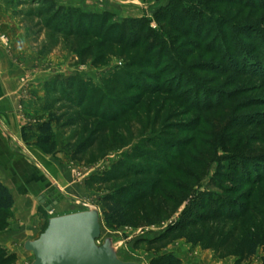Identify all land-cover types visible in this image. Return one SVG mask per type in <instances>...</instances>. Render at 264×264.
<instances>
[{
  "label": "rangeland",
  "instance_id": "rangeland-1",
  "mask_svg": "<svg viewBox=\"0 0 264 264\" xmlns=\"http://www.w3.org/2000/svg\"><path fill=\"white\" fill-rule=\"evenodd\" d=\"M55 1L65 7L78 9L86 15L108 13V22L101 33L98 32L100 26V20H98L91 35L90 33L85 34L82 38L68 37L43 27L45 18H40L38 15L39 8L42 7L39 0H11L10 4L14 6L17 27L21 31L19 35L28 40L31 50L36 55L45 58L44 63L47 67L55 69H51L50 74L64 78H76L78 85L75 88V97L80 99L77 106H72L66 102L61 104L57 102L54 105L49 103L52 99H60L61 94L49 95L46 98L47 109L52 105L51 114L60 121L59 126L55 123L52 125L55 152L49 153L46 147L36 143L37 127L43 121L46 122L50 119L48 112H46L44 120V115L38 118L39 121L36 120L39 123L37 126L23 127L26 128V132L24 139L22 129V145L26 146V149L37 148L47 158H55L58 153L66 157L68 168L72 172V185L73 188L77 187V190L68 192V200L59 194L55 198L71 202V213L86 211L92 207L96 208L100 214V237L97 244L101 245L106 238H111L117 257L121 261L149 264L150 259L155 256L169 253L175 255L176 251H188V249L197 247L187 244L184 240H177L165 250L155 253L146 251L143 244H136L138 240L157 236L170 221L177 217L183 206L168 220H163L158 225L146 226L140 223L141 209L144 206V204H140L131 210V217L135 223L132 226L117 229L106 226L102 219L101 198L108 194L112 188L116 189L126 183L137 184L139 181L128 176L129 180L126 178L111 183L106 180V177L115 171L124 172L122 165L133 169L148 168L154 163L155 146L164 142L186 141L194 138L190 150L195 147L194 151L197 149L202 153L201 155L210 157L215 152L220 163H225L224 157L237 149L247 148V151L251 153L264 150L262 147L264 144V5L254 6L251 9H242L234 5L221 9L219 6L210 8V15L207 16L220 19V13L226 14L230 19L228 25L230 27L237 26L238 29L245 28L249 39L227 26V31L214 28L216 34H211L207 32L208 28H205L202 33L197 34L198 36L191 35L193 34L191 32L177 41V47L182 46V50L181 48L180 50L186 53L183 59L188 68L189 78L198 81L202 87V92L199 94L200 101L205 100L203 89L219 93L224 97L223 99H228L218 109L202 111L203 108L198 106L190 110L166 96L148 97L138 91L123 93L108 82V79L119 75V71L124 69L132 57L130 52L123 51L113 43V40L120 34L121 21L125 18H146L149 20L150 29L164 37L163 26L159 24L156 17L166 10L170 3V5L174 3L172 0ZM189 1L182 0V4H187ZM254 2L257 3V0ZM89 23L90 19L87 17L81 25L83 27ZM177 27L183 30L187 24L179 23ZM166 31L168 30L166 29ZM192 31H195V28ZM219 33H221V37L215 42L216 35ZM170 36L174 35L170 33ZM105 39L109 41L106 42ZM235 42L247 46L253 57H260L259 64L254 63V60H249V62H245L246 66L243 68L245 72L232 70L230 58L233 60L235 58L229 54L232 53L231 46ZM88 46H91L93 56L84 58L81 51ZM221 48L229 51V56L224 57V60L221 59L224 51L220 52ZM216 49L220 54L214 52ZM190 53L193 55L188 57ZM261 54L262 56H260ZM152 55L154 60L157 59V51H154ZM259 59H255L256 62ZM237 61L239 60L236 59L234 62ZM161 63L158 71L155 69H146V71L152 74H157L159 70L164 71L160 81L162 86L174 74L169 65V59L163 58ZM195 65H208V69L199 72L190 70ZM214 66H218V69H215ZM164 67L166 70H163ZM254 71L255 73H253ZM186 78L184 76L183 81ZM195 91L191 94V100L195 98L198 92L197 88ZM212 93L206 98L214 99ZM62 99L65 98L62 97L60 101ZM83 115L87 118L83 119ZM113 120L115 122L110 123ZM67 122H70L71 125H67ZM85 122L93 123V128L86 131ZM199 124L198 130H194ZM95 126L101 128L97 134H94ZM28 128L32 130H28ZM162 132H165L166 135L159 140L158 137ZM92 137L96 141L94 145L81 156L72 158L71 153L75 148ZM165 149L167 150L169 147ZM137 152L143 153V155L139 158ZM189 156H192L194 160L200 158L193 154V151ZM33 161L35 160L33 159ZM188 162L187 159H183L179 162V166L191 168ZM215 168L216 162H213L208 169L207 176L201 182L202 188L213 176ZM201 170L206 172L204 166H200ZM174 177H176L174 174H170L168 178ZM176 178L181 182L185 181L181 177ZM54 192L56 191L51 185L50 193L54 195ZM39 212L45 214L42 233L47 227V218L51 217L46 216L47 212L40 206ZM7 226V218L1 217L0 233ZM0 248V262L9 258L3 264H30L33 261V255L23 252V247L17 249L21 251V254L10 253L1 246Z\"/></svg>",
  "mask_w": 264,
  "mask_h": 264
},
{
  "label": "trees",
  "instance_id": "trees-1",
  "mask_svg": "<svg viewBox=\"0 0 264 264\" xmlns=\"http://www.w3.org/2000/svg\"><path fill=\"white\" fill-rule=\"evenodd\" d=\"M39 1L42 7L39 8L38 15L40 18H45L43 27L68 37L82 38L85 34L90 33L91 35L98 20H100L98 32L101 33L108 22V13L86 15L78 9L60 5L55 0ZM172 1L174 3L172 5L170 3L166 7L167 9L156 17L159 24L163 26L164 37L150 29L149 20L146 18H125L121 21L120 34L113 40V43L123 51L130 52L132 57L124 69L119 71V75L108 79V82L123 93L138 91L148 97L166 96L190 110L195 109V106L203 108L202 111L218 109L228 99H223L224 97L219 93L203 89L205 100L200 101L199 94L202 92V87L198 81L189 78L188 68L183 59L186 53L181 51L182 46L177 47V41L191 32H193L191 35L198 36V33H202L205 28H208L207 32L211 34H216L214 28L227 31V26L249 39L245 28L238 29L237 26L230 27L228 25L230 19L226 14L220 13V19H213L207 15H210L212 6H219L221 9L234 5L242 9H251L254 6L264 5V0H257V3L254 0H190L187 4H182V0ZM87 17L90 19V23L82 27L81 24ZM179 23H186L187 27L181 30L177 27ZM194 28L195 31H192ZM169 32L174 36L171 37ZM216 36L215 42L221 37V33ZM105 41L109 40L105 39ZM216 50L214 52L219 54L224 50L222 60L229 55L233 56L235 60H239L234 62L235 60L230 58V66L237 72L240 70L245 72L243 68L246 66L245 62H249V60H254L256 64L261 61L260 57H253L250 49L241 45L240 42L232 44V53L230 54L228 49L221 48L220 52ZM154 51H157L155 60L152 55ZM92 52L91 46H88L81 51V55H84V58L92 57ZM193 53H190L188 57ZM163 58L170 60L169 65L174 75L161 86V75L164 71L159 70L157 74H152L146 69L158 71ZM255 59H259V61L256 62ZM214 67L218 69V66ZM205 69H208V65H195L190 70L199 72ZM163 70L166 68L164 67ZM184 76L187 77L185 81H183ZM76 83L74 77L64 78L59 75L49 80L46 83L47 95L61 94L65 98L62 101H60L62 97L52 99L49 103L54 105L57 102L60 104L66 102L69 105L77 106L80 99L75 97V88L78 85ZM196 88L198 92L191 100V94L196 92ZM211 93L214 99L206 98ZM47 104L48 101L45 110L49 113L50 119L37 127L36 143L46 147L49 153H53L55 152V140L52 134V125L55 123L59 126L60 121L52 116L50 111L52 105L47 109ZM124 105L126 106V104ZM82 118L86 119L87 117L83 115ZM113 122L115 120L110 121V123ZM66 124L71 125L70 122ZM93 126V123L85 122L86 131ZM199 126L200 124L194 130H198ZM100 129V126H95L94 134H97ZM28 130L32 129L28 128ZM179 130L181 131V129ZM25 132L26 128H23L22 137L24 139ZM161 135L158 137L159 140L166 133L162 132ZM193 140L194 138L186 141L161 143L155 146L154 163L148 168L133 169L122 165L124 172L115 171L106 177V180L111 183L126 178L129 180L128 176L139 181L137 184L126 183L116 189L112 188L108 194L101 198L102 219L106 226L115 229L132 226L135 223L131 217V210L134 206L144 204L141 209V218H139L140 223L153 226L162 223L163 220H168L183 206L177 217L170 221L157 236L138 240L136 244H143L146 251L157 253L165 250L177 240H184L189 245L210 251L216 259L233 258L234 264H246L256 256L258 251L264 252V150L251 153L247 151V148L237 149L224 157L225 163H220L215 152L212 153V158L201 155L202 153L197 149L194 151L195 147L190 150L194 143ZM95 142V138L92 137L79 144L71 153V157L75 159L81 156ZM167 147L169 149L166 150ZM262 147L264 148V144ZM192 151L193 154L200 157L198 160L189 156ZM136 154L139 158L143 155L139 152ZM183 159L189 161L191 168L179 166V162ZM213 162H216L213 176L202 188L201 182L207 176L208 169ZM175 165L176 167H174ZM200 166H204L206 172L200 171ZM170 174H174L178 178L181 177L185 181L181 182L176 177L168 178ZM153 200L154 202H151ZM13 204L12 194L0 182V218L8 217ZM139 219H137L138 222ZM8 259L1 261L0 264L7 262ZM149 264H181V260L169 253L151 258Z\"/></svg>",
  "mask_w": 264,
  "mask_h": 264
},
{
  "label": "crops",
  "instance_id": "crops-1",
  "mask_svg": "<svg viewBox=\"0 0 264 264\" xmlns=\"http://www.w3.org/2000/svg\"><path fill=\"white\" fill-rule=\"evenodd\" d=\"M10 3L0 0V34L9 41L7 46L0 42V182L12 194L14 204L8 213V226L0 233V246L21 254L17 249L41 234L45 214H40L39 206L48 217L69 214L71 202L55 196L68 200V192H75L77 187L73 188L72 172L63 154L47 158L37 148L22 145L23 127L37 126L41 115L46 118V82L55 75L50 74L53 68L46 66L45 58L36 55L28 40L19 35ZM175 256L181 264H234L233 258L216 259L210 251L198 247L176 251ZM263 258L260 250L246 264H263Z\"/></svg>",
  "mask_w": 264,
  "mask_h": 264
},
{
  "label": "water",
  "instance_id": "water-1",
  "mask_svg": "<svg viewBox=\"0 0 264 264\" xmlns=\"http://www.w3.org/2000/svg\"><path fill=\"white\" fill-rule=\"evenodd\" d=\"M40 203L48 208L43 199ZM100 214L89 208L48 219L46 229L34 240H27L23 250L33 255L30 264H138L117 257L111 238L101 245Z\"/></svg>",
  "mask_w": 264,
  "mask_h": 264
},
{
  "label": "built area",
  "instance_id": "built-area-1",
  "mask_svg": "<svg viewBox=\"0 0 264 264\" xmlns=\"http://www.w3.org/2000/svg\"><path fill=\"white\" fill-rule=\"evenodd\" d=\"M0 42L4 45L7 46L9 41L6 35L0 34Z\"/></svg>",
  "mask_w": 264,
  "mask_h": 264
}]
</instances>
